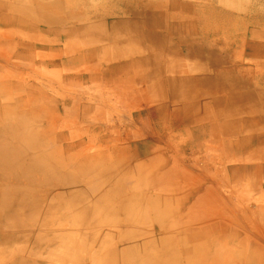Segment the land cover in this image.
<instances>
[{"label":"crops","instance_id":"obj_1","mask_svg":"<svg viewBox=\"0 0 264 264\" xmlns=\"http://www.w3.org/2000/svg\"><path fill=\"white\" fill-rule=\"evenodd\" d=\"M140 5L142 12L150 11L147 13L146 20L137 27V29L139 27L145 29L142 37L144 34L145 42L148 41V46L139 49L141 54L139 58L141 59L137 62L131 59L128 62H117L113 66L107 65L101 74L118 78L115 76L120 71H129L127 69L129 65L137 63L132 67L135 72L132 73L134 76L126 77L127 79L133 80V78L136 79V77L144 75L147 80V75H149V78L160 80L157 87L150 86L149 89L134 96L132 102L126 105L127 107L120 108V112L137 108L139 99L152 105L154 100L151 94H155L159 97L157 100L159 104L153 113L154 123H151L153 119H149L151 117L148 110H132L129 111L130 123L125 125L128 127L125 130L115 128L112 124L103 125L105 122L91 124L88 129L102 131L100 136L102 149L100 151H91L93 148V144L90 142L92 138H88V141L78 139L69 143L64 142V139L60 137L58 139L59 148L57 147L53 152L43 153L39 151L43 143L36 139V134L39 135L38 130L26 125L23 120L25 114L15 112L18 111L15 106L1 101L2 94L8 93L9 86L7 81L4 82V79L0 80V244L3 245L0 264H41L34 260L33 263H30L24 259L25 256L20 254L23 252L39 253L36 245L31 251L27 249V251L21 252L16 251L13 245L23 239H30L32 232L30 231L32 226L29 224L30 219L27 216V218L24 217V214L18 213L17 208L32 209L31 207L37 204L45 207L48 174L53 175L55 200L62 206L88 207L86 198L90 194L84 187L90 185L96 189V193L92 194L94 202L109 205L106 206V211L118 216L120 222L138 221L147 210H152V217L155 221L153 226L157 237L154 238L149 232V234L124 236L115 240V244L117 242L129 243L124 250H121L122 254L128 253L126 262L123 260L125 264H264V246L250 243L247 233L239 235L232 229L233 224H237L239 218L242 219L241 217L250 219L258 216L264 217V203H262L264 186H260L262 194L255 197L257 201L255 207L244 203L242 209L234 213L228 223H224L223 219L230 208L226 199L231 198L234 184L242 179L248 181V177L252 173L256 174L258 179L264 177V155H258L261 151L248 152L244 158L251 164L238 163L233 166L231 169H236L237 173L236 171L230 172V167L227 166L226 171L216 169L212 178L201 174L199 179L194 181L192 177L183 175L182 172L186 160L195 161V152L193 151L201 148L198 141L202 135L209 134L217 138V133L222 131L229 136L236 132L235 124L237 122H254L247 117L242 118L241 115L244 114L242 107L245 106L244 109L251 112L258 105L257 100L261 101L258 97L260 95L246 89L244 84L241 86L245 88L244 91L235 90V86L239 85V80L236 75L227 74L224 70L211 68L212 73L209 74H204L201 70H199L200 72L181 70L180 63H183L185 58L198 57L200 63H203L204 59L207 61L205 57L209 56L207 49L202 48L198 51L195 48L196 45L187 38L188 35L183 29L181 36L185 39L173 40L177 47L178 45L182 47L183 55L178 58L173 67L166 70L159 68L154 71L155 68H152L155 66L152 56L154 52L152 49L149 51L147 49L151 46L163 45L165 40V36L160 38V34L155 29L157 24L154 18L161 13L155 12L158 7L157 3L145 0ZM175 7L172 5V8ZM6 8L7 10H17L13 3L7 4ZM214 17L219 18V16ZM8 21L10 24L15 21L14 24L17 26L26 24L23 15L17 20ZM89 28L73 24L71 27H67V31L60 37V39L63 37L67 39L63 46L66 55L74 54L78 49V52L81 51L80 48L83 45L92 48L87 50L89 54L87 53L86 57L81 52L80 55L72 58V61L85 60L83 70L86 72L90 73L95 69L97 63L110 59L114 56L113 52L122 53L123 51L118 49L120 48L118 41L121 40L126 44L127 42L132 43V40L126 35L115 33L111 35L112 41L108 40L103 44L102 41L105 37L103 32H93L92 34ZM169 28L171 30L168 28L167 30L174 33V30ZM81 35L91 37H86L85 42L82 43ZM122 36L127 41L123 40ZM225 46L226 44L223 45V47ZM130 54L132 55L133 52ZM92 56L98 58L94 64L89 60ZM156 56H160L159 51ZM216 62H218L217 58L212 60V66L217 67ZM149 70L150 72H148ZM138 73L139 75H137ZM0 76L8 77L5 74ZM88 76L92 78L91 74ZM66 99L68 96L63 98V100ZM201 99L205 101H201ZM243 101H247L246 104H240ZM209 104L216 108L214 110L216 112L209 111ZM228 105H236L238 108L233 111L227 108ZM200 106L204 110L202 113ZM87 109L89 107L83 104L82 113H85ZM113 110L115 112L117 109ZM227 117H231L230 119L235 117L236 120L223 121ZM115 118L120 117L116 116ZM164 118H166L165 121ZM205 118L210 122H203ZM217 118L222 121L219 128L216 126L218 122H211L212 119ZM260 119L264 120V116H260ZM102 125L103 128H101ZM151 125L154 127V131ZM186 126L196 127V129L189 132ZM171 127H173L172 133L169 132ZM98 132L96 134H99ZM180 134H189L190 139L182 140ZM173 135L181 140L177 142L175 138H172ZM149 137H154L156 143L146 142L145 144L143 140ZM215 140H217L218 147L209 145L204 148L216 151L226 150L229 153L227 159H233L239 153L242 154L245 149L253 148L249 138L222 139V135H220ZM149 155L153 156L148 158ZM50 156L55 158L54 165L50 162L47 164ZM174 157H176V161H174ZM132 161L135 162L136 174L132 173V176L128 177L130 173L127 172V168L130 167ZM67 169L70 170V174L65 173ZM246 185L240 190L239 196L246 194L250 184ZM159 188L163 189L160 193L156 192ZM220 190L226 192L220 194ZM172 201H176L175 208H172ZM199 207L202 208L200 212L194 210ZM138 208H142V216L138 215ZM37 219L35 218L37 222H42V226H45L44 219L39 220L38 217ZM61 219L68 220L67 216L63 215H61ZM110 223L114 224L110 221L106 223L99 221L88 225L85 227L86 234L79 233L78 237L71 229L64 228L62 237L65 238L64 236L69 232L74 238L70 246V251L73 250L74 253L70 257L71 264H80L77 238L85 235L87 238L94 237L98 230L105 227L104 231H106L107 225L115 227ZM73 230L79 232L78 227H73ZM102 238L100 250L102 253L96 258L90 255V243H87L86 264H105L107 260L109 264H116L117 251L113 241L108 239L110 237L107 233H104ZM43 245L45 242L40 241V250L46 252V246ZM226 256H228V261L224 262L222 259ZM221 260L223 262H220Z\"/></svg>","mask_w":264,"mask_h":264},{"label":"rangeland","instance_id":"obj_2","mask_svg":"<svg viewBox=\"0 0 264 264\" xmlns=\"http://www.w3.org/2000/svg\"><path fill=\"white\" fill-rule=\"evenodd\" d=\"M145 0H0V75L5 74L8 77L2 78L4 82L7 81L8 93L2 94L1 101L16 107L15 112L25 114L23 120L27 126L35 127L38 130L36 139L42 142L43 145L39 151L53 152L57 147H60L58 139L62 137L64 142H74L78 139L88 141L91 139L93 148L91 151H100L101 141L100 136L102 131L88 129L91 124L98 122H105L104 124H112L115 128L126 129L125 125L130 123L129 111L144 110L153 119L156 108H158L157 95L151 94L153 97V104L145 103L143 99H139L137 108L128 109L120 112L122 106L127 107L132 102L134 96L139 95L150 86H158L160 80L149 78L147 75L132 78L135 73L132 67L137 63H132L126 71H120L114 78L102 75V70H105L107 65H114L117 62H128L132 59L134 62L139 61V49L148 46L146 38L142 37L145 29L137 27L146 20L147 13L142 12L140 8L141 2ZM150 3H157L155 12L157 14L154 18L157 26L156 32L160 34V38L165 36L163 45L151 46L147 50L152 49L154 54V71L160 69L166 70L176 64V60L183 55L181 46L175 45L173 40L185 39L182 35V29L186 31L187 38L196 46L195 48L201 50L207 49L209 56H206L203 63H200L197 58H185L183 63H180L181 70H192L204 72V74L212 73L211 68L224 70L227 74L236 75L239 80V85H236L235 90L244 91L243 84L246 89L258 93L260 96L257 100L258 105L251 112L242 107V118L252 119L254 122H237L235 124L236 132L231 135L224 134L219 131L218 137L222 135V139L231 137L235 140H242L249 138L253 148L245 149L242 154L239 153L233 159H227L228 152L226 150H210L204 146L218 147L216 137L209 134L202 135L198 141L201 147L195 152V161L186 160L182 167L183 175L192 177L197 181L201 174L208 178H212L216 169L236 171L231 169L238 163L245 165L251 164L244 157L248 152L255 150L261 151L258 155H264V120L260 116H264V0H149ZM15 5L17 10H7L6 5ZM175 5V8H172ZM214 16H219L217 19ZM25 16L26 24L17 26L12 21L17 20L21 16ZM87 27L92 32H103L105 35L102 43L105 44L108 40L112 41L111 35L117 33L118 35H126L132 40V43H123L121 40L120 49L122 53H114L110 59L103 60L97 63L95 69L89 72L83 70L84 61H72L74 56L80 55L82 52L87 56V50L92 49L90 46L83 45L72 54L66 55L64 51V44L66 38L60 39L62 34L67 31V27L72 25ZM110 27V28H107ZM171 27L174 30H167ZM171 30V29H170ZM185 34V35H186ZM90 38L88 35H81L80 41L84 43V39ZM123 39V36H122ZM126 40L127 39H123ZM114 43V42H111ZM190 43V42H189ZM101 44V43H99ZM98 44V45H99ZM183 44V43H182ZM191 44V43H190ZM223 47V45H225ZM92 46V44H91ZM94 46V45H93ZM160 56H156L157 52ZM130 52H133L131 55ZM77 54V55H76ZM89 54V53H88ZM211 56V58H210ZM217 58L216 66H212V60ZM95 56L90 57L92 64L96 62ZM211 59V60H210ZM210 60V61H208ZM179 64V62H177ZM202 64V65H201ZM204 64V65H203ZM101 68V69H100ZM151 68V69H152ZM9 72V73H6ZM150 72V70L148 71ZM92 76L90 78L88 75ZM130 75V76H129ZM139 75V73L137 74ZM120 76V77H119ZM144 77V78H143ZM109 82V86H108ZM161 87V86H160ZM156 89V88H155ZM125 91H128L125 93ZM110 93V97H109ZM65 96L68 99L63 100ZM108 98V99H107ZM201 101H205L201 99ZM243 101L240 104H246ZM86 104L89 107L82 113V105ZM149 105V107H148ZM209 104V111L216 112L215 107ZM229 109L236 111V105H228ZM113 109H117L115 112ZM200 106L201 113L204 111ZM119 116L120 118H115ZM251 116H256L255 119ZM225 118L223 121H235L236 118ZM166 118H164V121ZM155 119L151 123H154ZM203 122H210L209 119H203ZM211 122L217 123L219 128L222 121L212 119ZM103 125L101 128H103ZM152 130L154 127L151 125ZM173 127L169 128V132ZM190 131H195L196 127H189ZM235 129V128H234ZM154 131V130H153ZM199 131L200 128H199ZM99 134H96V133ZM176 133L177 131H173ZM203 133V132H202ZM190 135L192 133H189ZM188 134V135H189ZM176 135V134H175ZM187 134H180L181 138L190 139ZM172 138H175L173 135ZM177 137V142L181 140ZM149 143H156L154 137H149L143 140ZM189 151V150H188ZM189 153V152H188ZM154 155V154H153ZM153 155H149L148 158ZM189 155V154H187ZM177 157V156H176ZM174 157V161H176ZM244 158V160H242ZM55 158L50 156L48 162L55 164ZM230 161V162H229ZM135 162L130 163L127 172L129 176L136 174ZM130 168V169H129ZM132 171V172H131ZM65 173L70 174V170H65ZM227 173V172H226ZM251 174V173H250ZM127 175V174H126ZM125 175V176H126ZM124 176V177H125ZM98 181V179H96ZM200 182V181H199ZM246 182V183H245ZM251 182V183H250ZM250 184L244 196H239L240 190ZM205 186V185H204ZM260 186H264V177L258 179V176L252 173L247 180H240L235 183L232 188V196L226 199L230 208L224 216V223H228L229 219L234 213L240 211L244 203H248L251 207H255L257 201L255 197L262 194ZM84 189L90 195L87 196L86 201L88 207L78 206L71 207L60 205L55 199V189L53 185V175L48 174V185L46 190L47 203L45 207L35 205V209H31L35 215L28 217L30 231H32L30 239L18 241L13 248L18 251L36 249L39 253L30 254L29 252L20 253L25 256L24 259L33 263L38 261L41 264H71L70 251L72 238L68 232L65 238L62 237L64 228L71 229L78 237L80 234H86L88 225L97 223L99 221L114 222L115 227L106 226L104 229L98 230L94 237L87 238L81 236L77 238L79 247V263L86 264L88 256V244L90 243V255L98 257L102 252L101 242L104 233L109 234L108 239L113 241L114 247L117 251L115 261L116 264H125L126 254H122L128 242L114 243L116 239L130 235L150 234L157 237L154 231V217L150 209L142 216L143 210L139 209V214L142 218L138 221L120 222L119 217L112 215L106 211L109 205L96 203L92 194L96 193V189L85 186ZM159 188L156 192H162ZM38 193V189L36 191ZM221 193L226 191L220 190ZM234 194V195H233ZM38 196V195H37ZM250 197V198H248ZM172 208H175L172 201ZM264 203V200H262ZM32 208V207H31ZM45 210V211H44ZM200 212L202 208H195ZM87 212V213H86ZM61 215L67 216V221L61 219ZM192 216H194L192 214ZM44 219L43 223L37 222ZM27 218V217H26ZM35 218L37 220H35ZM76 218V220H74ZM182 218V217H181ZM239 218L237 224H233V230L239 235L249 236L250 243H258L264 246V217L257 218ZM166 220V219H165ZM186 220V219H182ZM76 221V222H75ZM164 221V220H163ZM76 223V224H75ZM73 224V226H72ZM75 224V225H74ZM87 224V225H86ZM245 225V227H243ZM63 226V227H62ZM73 227H78L79 232L73 230ZM96 228V226H95ZM115 228V229H114ZM84 230V231H81ZM57 235V237H56ZM101 236V237H99ZM245 236V237H247ZM39 237V238H38ZM146 237V236H145ZM102 238V239H101ZM39 239L45 242V250H40ZM0 244V254L2 250ZM92 260V259H91ZM224 262L228 261V256L222 259ZM220 262H223V261ZM218 262V261H217ZM96 263V261H95ZM105 264H109L108 260ZM237 264V263H235Z\"/></svg>","mask_w":264,"mask_h":264},{"label":"bare ground","instance_id":"obj_3","mask_svg":"<svg viewBox=\"0 0 264 264\" xmlns=\"http://www.w3.org/2000/svg\"><path fill=\"white\" fill-rule=\"evenodd\" d=\"M185 57V56H184ZM177 61V60H176ZM33 144V143H32ZM10 145V144H9ZM17 147V146H16ZM34 147V146H33ZM36 147V146H35ZM15 148V147H14ZM20 148V147H19ZM5 149V148H4ZM13 153V152H12ZM5 154H7L8 155V153H5ZM2 158V157H1ZM3 160V159H2ZM1 160V161H2ZM2 164V163H1ZM3 165V164H2ZM5 165V164H4ZM13 167H15V166H13ZM53 167V166H52ZM8 168V167H7ZM128 182V181H127ZM104 194V193H103ZM100 197V196H99ZM103 198V197H102ZM18 206V205H17ZM31 206V205H30ZM13 208V207H12ZM18 209V213H22V214H24L25 216L24 217H31L32 215H35L34 214V210L32 211L31 209H28V208H25V207H20V208H17ZM32 209H35V206L34 207H32ZM13 212H14V209H13ZM12 212V213H13ZM17 213V214H18ZM32 214V215H31ZM10 215V214H9ZM4 216V215H3ZM56 237H57V235H56ZM123 252V251H122ZM127 259V258H126ZM125 261V260H124ZM126 262V261H125ZM129 263V262H128Z\"/></svg>","mask_w":264,"mask_h":264}]
</instances>
